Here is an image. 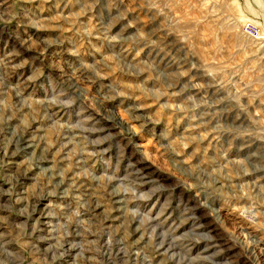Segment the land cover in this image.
Listing matches in <instances>:
<instances>
[{"label":"rangeland","instance_id":"rangeland-1","mask_svg":"<svg viewBox=\"0 0 264 264\" xmlns=\"http://www.w3.org/2000/svg\"><path fill=\"white\" fill-rule=\"evenodd\" d=\"M0 264H264V0H0Z\"/></svg>","mask_w":264,"mask_h":264},{"label":"built area","instance_id":"built-area-1","mask_svg":"<svg viewBox=\"0 0 264 264\" xmlns=\"http://www.w3.org/2000/svg\"><path fill=\"white\" fill-rule=\"evenodd\" d=\"M244 33L250 37H253L254 39H259V36L257 35V31L254 30L252 27H245Z\"/></svg>","mask_w":264,"mask_h":264},{"label":"bare ground","instance_id":"bare-ground-1","mask_svg":"<svg viewBox=\"0 0 264 264\" xmlns=\"http://www.w3.org/2000/svg\"><path fill=\"white\" fill-rule=\"evenodd\" d=\"M257 35H258V32H257ZM22 141V140H21Z\"/></svg>","mask_w":264,"mask_h":264}]
</instances>
